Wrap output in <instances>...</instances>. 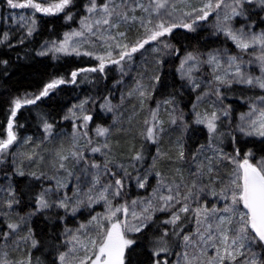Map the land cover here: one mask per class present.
I'll use <instances>...</instances> for the list:
<instances>
[{
    "label": "snow or ice",
    "instance_id": "obj_1",
    "mask_svg": "<svg viewBox=\"0 0 264 264\" xmlns=\"http://www.w3.org/2000/svg\"><path fill=\"white\" fill-rule=\"evenodd\" d=\"M0 264H264V0H0Z\"/></svg>",
    "mask_w": 264,
    "mask_h": 264
},
{
    "label": "trees",
    "instance_id": "obj_2",
    "mask_svg": "<svg viewBox=\"0 0 264 264\" xmlns=\"http://www.w3.org/2000/svg\"><path fill=\"white\" fill-rule=\"evenodd\" d=\"M30 70L29 69H24L23 70V73H28ZM19 79V78H18ZM25 83H27V81H25ZM69 95L70 94H64L63 95V99H64V101H67L68 99H69ZM54 108H55V105L53 106Z\"/></svg>",
    "mask_w": 264,
    "mask_h": 264
}]
</instances>
